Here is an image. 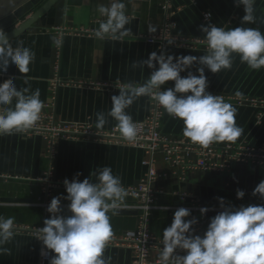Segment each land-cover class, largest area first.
<instances>
[{"label":"crops","instance_id":"1","mask_svg":"<svg viewBox=\"0 0 264 264\" xmlns=\"http://www.w3.org/2000/svg\"><path fill=\"white\" fill-rule=\"evenodd\" d=\"M126 5V15L130 23L126 25L131 32L118 39L106 38L103 41L95 37L94 30L105 19L97 11L100 4L107 6L109 0H57L51 9L42 16L37 25L12 39L13 47L20 41L35 52V61L26 74L27 84L23 83L24 74L9 64L7 71L0 73V83L13 79L17 90L28 87L30 91L40 90V99L44 103L42 112L52 113L56 122L88 123L97 131H107L116 127L117 122L107 117L111 109V97L119 94V88L125 83L142 84L150 74L146 66L132 68L134 61L146 60L151 52L161 50L166 55L183 56L207 53V44L201 25L207 23L223 27L225 30L243 27H258L264 32V0H256L255 24L240 25L244 15L243 6H235L234 0H122ZM210 13V18L206 14ZM164 23H172L169 37L185 39L192 43L186 46L168 45L169 40L149 41L148 37L159 36ZM148 25H154L157 32L149 33ZM86 29L88 33L73 32ZM53 37H62L59 57L53 43ZM57 69L55 70V65ZM201 65H194L195 69ZM187 70L181 73L186 76ZM57 75L63 82L58 86L54 105L50 101V81ZM208 80L207 92L221 95L236 109V123L243 129L235 142H217L219 145H244L252 148H264V107L259 104L239 103L236 99L264 100V68L259 71L250 69L234 55L231 69L213 74L205 68ZM70 81L74 83H70ZM67 82H69L67 84ZM87 83V84H79ZM174 82H166L164 87H173ZM91 84V85H89ZM94 84V85H93ZM239 92L241 95H236ZM150 98L140 97L126 111L134 122L144 121L149 114ZM162 109L161 128L163 136L178 139L183 136V122L173 118ZM105 113L107 123L102 129L96 127V114ZM46 132H29L11 136H0V215L14 217V237L0 252V264H38L39 252L45 249L42 241L37 240V230L44 226L49 213L35 206L37 196L45 184L37 179L44 178L48 166H52L54 181L70 182L77 173L79 181L85 178L96 183L97 174L104 166L111 167L113 174L120 177L124 188L137 186L145 173L142 149L130 144L108 143L86 138L59 137L55 144V153L49 159L46 153ZM156 168L165 171L167 176L152 181L151 186L163 192L158 205L176 206L180 202L173 193H184L219 212L218 197L226 204L235 207L263 205L259 195L253 196V189L264 180V166L250 162H235L229 170H206L187 172L180 180L171 175L169 167L160 154L155 155ZM245 192L242 199L236 198V190ZM64 187L52 189L53 197L66 196ZM186 200H189L187 198ZM69 201L62 199L61 208H67ZM125 207L115 214L109 213L113 237L132 232L136 227L135 214H120L118 211H135L130 207L135 200L126 196ZM191 213L189 218L195 217ZM61 215H70L68 210ZM197 219L203 235L210 218L207 212ZM173 215L162 210L153 212L150 228L152 233L162 239L163 230L170 226ZM47 250V249H46ZM50 264L55 255L51 250ZM183 254V253H179ZM157 256V253L153 254ZM105 257H111V264H131L132 250L124 245L108 244Z\"/></svg>","mask_w":264,"mask_h":264},{"label":"clouds","instance_id":"2","mask_svg":"<svg viewBox=\"0 0 264 264\" xmlns=\"http://www.w3.org/2000/svg\"><path fill=\"white\" fill-rule=\"evenodd\" d=\"M255 2L234 0L235 6H243L240 25L257 22ZM97 11L105 17L94 30L98 40H115L131 32L126 27L130 21L122 0H109L107 6L100 4ZM210 15L206 14V18ZM200 31L207 44L206 54L174 57L161 50L159 54L151 52L146 60L132 63L134 69L146 66L151 71L144 83H125L118 89L119 94L111 97L107 117L117 122L122 139L133 143L137 138V125L126 110L140 97H149L166 114L180 119L184 125L183 136L194 145L207 149L213 143L235 142L241 136L243 129L236 123L237 109L221 95L206 91L209 85L205 68L213 74L231 69L234 55L252 70L264 68V32L258 27L243 26L225 30L212 23L201 25ZM148 32L155 33L157 28L148 25ZM52 40L57 47L63 44L62 37ZM173 43V40L167 42ZM34 61L35 52L25 47L23 41L13 47L7 32L0 27V73L12 64L24 74L26 85V74ZM194 65H201L195 69L196 75L191 71ZM186 70V76L182 77L181 73ZM169 81L174 82L173 87H164ZM43 107L39 89L17 90L13 79L4 80L0 83V136L24 134L33 129ZM107 117L103 112L96 114L98 129L104 127ZM79 175L71 182L63 181L67 195L51 199L47 207L49 218L38 228L36 239L55 254L50 264H111V257H105V249L113 236L109 213L115 214L126 206L127 191L109 166L99 171L96 183L89 177L79 181ZM244 195L243 190H236L237 199ZM252 195L264 200V180L253 189ZM62 199L69 201L70 215H61ZM217 199L221 211L210 218L203 235L194 234L192 226L198 221L195 217L189 218L190 210L183 207L175 210L170 226L163 230L158 264H264V205L235 207L226 204L222 197ZM209 210L201 207L199 211L203 216ZM14 224V217L0 215V252L8 251L3 246L12 241Z\"/></svg>","mask_w":264,"mask_h":264},{"label":"built area","instance_id":"3","mask_svg":"<svg viewBox=\"0 0 264 264\" xmlns=\"http://www.w3.org/2000/svg\"><path fill=\"white\" fill-rule=\"evenodd\" d=\"M206 16V15H205ZM172 23H164L159 36L148 37L149 41L157 39L173 40L174 46H186L192 43L201 44L202 41L188 42L185 39L169 37V29ZM73 32L88 33L86 29H78ZM57 49L59 57L60 47ZM57 64L55 65V70ZM69 82H67L68 84ZM70 83H74L70 81ZM63 82L55 75L50 81V101L48 106L54 105L56 91ZM87 84V83H79ZM91 85V84H89ZM94 85V84H93ZM239 103L259 104L264 107V100L256 99H236ZM162 109L154 100L150 99L149 114L144 121H136L138 135L133 143H128L122 139L117 127L107 131H97L88 123L80 122H56L52 113L42 112L41 118L36 126L29 132H46V153L49 159L54 157L56 140L62 138H86L108 143L130 144L142 149L145 156L142 163L145 173L137 186L125 188L127 196L135 200V204L130 208L136 212V227L132 232H128L119 237L111 238L108 244H119L129 247L132 250L133 258L131 264H158L160 252L162 251V239L156 237L150 228L153 212L162 210L171 215L177 208L183 207L195 215L200 214L201 207H207L195 197L184 193H173L179 198L178 205H158L157 201L163 192L151 186L152 181L166 177L165 171H158L156 168L155 155L160 154L163 161L172 168L171 175L182 180L187 172L206 171V170H229L235 162H250L264 166V148H252L244 145H219L212 144L207 149L194 145L188 138L168 139L162 135L161 128ZM52 166H48L44 178L37 179L41 184H45L41 194L37 196L35 206H39L43 212L47 213L49 205L48 198L52 195V189L64 187L63 182L54 181L52 177ZM65 188V187H64ZM189 198V200H186ZM166 209V211H165ZM211 209V208H209ZM192 227L197 234L200 229V222ZM157 253V256L153 254ZM50 258V252L41 249L38 257V264H46Z\"/></svg>","mask_w":264,"mask_h":264},{"label":"water","instance_id":"4","mask_svg":"<svg viewBox=\"0 0 264 264\" xmlns=\"http://www.w3.org/2000/svg\"><path fill=\"white\" fill-rule=\"evenodd\" d=\"M57 0H0V27L7 32L9 39L23 34L37 25ZM264 205V203H263ZM68 209L61 208V212ZM120 214H135V211L121 210ZM215 211L207 212L215 216Z\"/></svg>","mask_w":264,"mask_h":264}]
</instances>
